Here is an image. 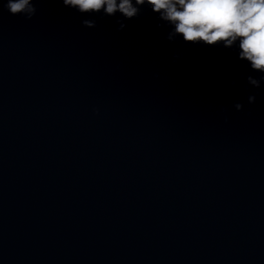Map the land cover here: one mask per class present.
Returning a JSON list of instances; mask_svg holds the SVG:
<instances>
[{
  "label": "clouds",
  "instance_id": "obj_1",
  "mask_svg": "<svg viewBox=\"0 0 264 264\" xmlns=\"http://www.w3.org/2000/svg\"><path fill=\"white\" fill-rule=\"evenodd\" d=\"M62 3L80 13L103 10L106 15L114 16L119 12L125 19L138 14L136 5L147 3L161 20L174 26V34L182 36L185 42L202 41L208 45L223 42L228 48L239 38V58L249 61L253 69L264 70V0H135V3L133 0H62ZM3 6L10 14H22L28 19L37 11L34 0H6ZM83 23L95 27L94 21ZM124 26L121 22L120 27Z\"/></svg>",
  "mask_w": 264,
  "mask_h": 264
}]
</instances>
